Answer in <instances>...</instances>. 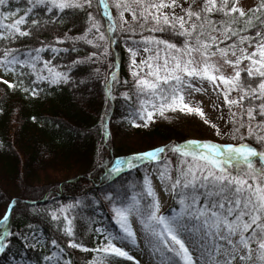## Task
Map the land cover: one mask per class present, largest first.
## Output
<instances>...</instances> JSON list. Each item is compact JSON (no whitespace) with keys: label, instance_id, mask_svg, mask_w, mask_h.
<instances>
[{"label":"snow or ice","instance_id":"snow-or-ice-1","mask_svg":"<svg viewBox=\"0 0 264 264\" xmlns=\"http://www.w3.org/2000/svg\"><path fill=\"white\" fill-rule=\"evenodd\" d=\"M98 5L103 8L106 25L94 16L93 0H0V69L16 74L20 84L25 76H35L32 84H67L73 68L81 65L99 74L96 65L103 66L112 55L111 46L119 31L127 37L124 43L132 80L120 81L116 71H111L105 77V87L112 100L116 99L113 83L128 89L120 95L129 107L133 127L141 126L137 119L147 126L157 112L164 116L166 111L178 110L203 118L202 108L190 106L185 97L204 91L196 83L207 82L222 93L229 106L234 133L241 140L247 136L264 145V0L247 9L241 0H113L116 17L108 0H98ZM81 15L85 22L78 28L75 20ZM67 24L72 26L64 31ZM80 28L81 35H69ZM81 43L92 51L72 59L70 54L78 53ZM65 44L69 46L62 47ZM49 53L51 58L45 59ZM65 54L70 64L59 62ZM224 66L232 70L230 75L221 70ZM65 68L67 71L62 70ZM3 82L15 87L7 80ZM24 91L30 89L25 87ZM31 93L36 95V89ZM233 106L241 109L239 119L231 111ZM204 122L210 123L207 119ZM211 126L219 135L220 129ZM168 152L177 157L175 167L170 160H162ZM152 163L162 164L154 171L163 191L176 199L179 210L161 213L159 196L146 172L142 183L132 187L130 197L115 191L105 194L118 231L94 228L104 237L96 252L132 260L125 248L129 242L137 243L132 227L135 220L150 255L159 256L160 264H264V151L258 152L248 143L221 145L189 140L117 158L100 167L107 180L125 168ZM93 202L85 193L66 206L49 211L33 208L32 213L47 215L58 229L63 223L61 230L72 238L68 247L88 251L75 241V216L70 213ZM16 203L13 200L0 218V253L9 247L13 236L22 238L27 248L40 244L32 224L26 225L25 231H11L8 221ZM50 244L58 248L56 239ZM53 257H57L55 261ZM44 260L46 264H62L57 253Z\"/></svg>","mask_w":264,"mask_h":264},{"label":"trees","instance_id":"trees-1","mask_svg":"<svg viewBox=\"0 0 264 264\" xmlns=\"http://www.w3.org/2000/svg\"><path fill=\"white\" fill-rule=\"evenodd\" d=\"M108 2L111 14L116 17L111 0ZM258 2L255 0L251 7ZM102 13L103 8L98 5V0H93L94 16L106 25L107 18ZM75 22L79 28L85 18L78 16ZM71 26L67 24L64 31ZM82 32L80 28L69 35H81ZM126 38L117 31L115 43L111 46L112 55L103 62V66L96 65L100 68L99 74H95L87 65H81L73 68L71 82L67 84L53 85L47 81L32 84L35 76H25L23 84H20L16 74L0 69L3 76L11 77L9 83L15 85L9 87L0 80V218L15 200L17 203L8 221L11 231L22 232L26 225L32 224L36 234L41 235L36 248L25 247L22 238L10 237L9 247L0 253V264L9 259L20 260L24 264H46L44 257L53 253L62 257V264L68 261L71 264H88L96 253L95 249L104 240L93 229L117 232L113 216L108 212L111 205L104 199L105 194L115 191L121 196L127 194L130 197L132 187L140 185L146 173L144 165L125 168L115 178L106 180L100 165L153 148L186 142L188 127L175 114H168L151 125L138 128L123 121L116 124L118 119L129 116V107L120 95L128 89L113 83L112 95L116 99H109L105 77L109 72L116 71L120 81L132 80L126 73L123 49ZM68 46L65 44L62 47ZM78 48V53L70 54L72 59L83 58L92 51L90 46L82 43ZM50 58L51 53L45 56V59ZM59 62L70 64L67 54ZM113 63L114 67H107ZM62 70L67 71L66 68ZM80 80L86 83L81 84ZM25 87L30 91L25 92ZM32 88L36 89V95H32ZM238 110L240 114L239 107ZM244 119L246 121L247 117ZM241 131L245 132L244 129ZM242 143H248L258 152L264 151V145L254 138L246 136ZM162 160L175 162L177 157L168 152L163 154ZM254 160L259 163L258 158ZM85 193L88 200L94 202L70 213V216H75V241L88 251L68 247V240L72 238L64 235L61 230L63 223L58 229L56 222L47 215L32 213L33 208L49 211L66 206L74 202V197L83 198ZM172 209L178 211L179 205L171 195L161 213L171 214ZM52 239L57 240L58 248L46 246L45 242ZM56 258L53 257V261Z\"/></svg>","mask_w":264,"mask_h":264},{"label":"rangeland","instance_id":"rangeland-1","mask_svg":"<svg viewBox=\"0 0 264 264\" xmlns=\"http://www.w3.org/2000/svg\"><path fill=\"white\" fill-rule=\"evenodd\" d=\"M113 3V0H111ZM255 4V0H241V6L245 7L246 9L248 7H251ZM126 18L130 19L129 14H125ZM123 49L126 56V73L129 79H132L130 72H129V54L126 50L125 43H123ZM141 55L143 53L141 52ZM137 59H140V56L137 57ZM225 74L230 75L231 69L227 66H224L221 69ZM0 80L4 81H11L10 76H3L0 71ZM196 87H202L204 91L201 92H191L186 94V102L190 104L192 107L199 106L202 108L204 112V117L202 118L200 115L196 113H188V112H180V111H166L164 116H160L157 112L153 120L148 122L147 125H151L154 122H156L158 119L167 116L168 114H175L178 115V117L184 122L185 125L188 127V133L189 136L187 137L186 141L189 140H196V141H206V142H212V143H218L221 145H227V144H236L242 143V140L239 138L238 133H234V125L230 122L231 121V114L229 110V106L224 103L223 101V95L222 93L217 89L214 90L213 86L207 82H204L202 85L197 82ZM222 87V86H221ZM232 96L235 97L236 93H232ZM232 112L239 114L238 107L233 106L231 109ZM128 119L122 118L118 119L116 121V124L123 122L129 123L130 119H133V117L128 116ZM207 119L210 121V123H205L204 120ZM136 123L140 125H144V122L137 119ZM215 124L220 129V134L217 135L216 129H214L211 125ZM236 138H233V137ZM259 160V157H256ZM177 163V160L174 162H171V166L175 167ZM162 167V164H145L144 168L146 172L152 177L153 186L156 189V192L159 194L160 198H163L164 201L161 202V211L166 208L170 201L171 194L165 193L163 191V187L160 184V181L157 179V173L154 171V169ZM108 212L113 216V213L111 211V208H108ZM164 214V213H162ZM116 226V229L118 231V226ZM132 227L134 230H136L137 233V243L132 244L131 242L128 243L127 247L125 248L126 251L129 252V255L133 257L132 260H128L126 258H113V257H106L103 253L96 252L93 258L88 262V264H94L96 261H104V264H160V258L159 256H152L150 255L151 250L148 249L146 241H144V238L140 231L139 224L133 220ZM41 238L40 234H36ZM46 246H50V241L45 242ZM120 246V245H118ZM2 264H24L20 260L15 259H9L5 261Z\"/></svg>","mask_w":264,"mask_h":264},{"label":"bare ground","instance_id":"bare-ground-1","mask_svg":"<svg viewBox=\"0 0 264 264\" xmlns=\"http://www.w3.org/2000/svg\"><path fill=\"white\" fill-rule=\"evenodd\" d=\"M158 194V193H157ZM158 196H159V194H158ZM159 199H160V201L161 202H163L164 201V199L163 198H160V196H159Z\"/></svg>","mask_w":264,"mask_h":264}]
</instances>
